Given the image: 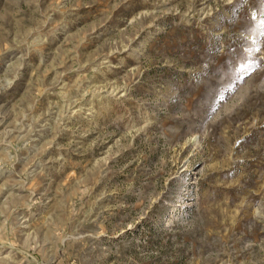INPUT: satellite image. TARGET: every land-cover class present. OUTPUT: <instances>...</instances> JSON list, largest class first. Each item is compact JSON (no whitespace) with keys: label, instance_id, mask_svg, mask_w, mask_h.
Returning <instances> with one entry per match:
<instances>
[{"label":"rangeland","instance_id":"obj_1","mask_svg":"<svg viewBox=\"0 0 264 264\" xmlns=\"http://www.w3.org/2000/svg\"><path fill=\"white\" fill-rule=\"evenodd\" d=\"M0 264H264V0H0Z\"/></svg>","mask_w":264,"mask_h":264}]
</instances>
